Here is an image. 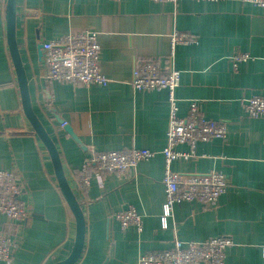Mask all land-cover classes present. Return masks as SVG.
Returning <instances> with one entry per match:
<instances>
[{"label":"crops","instance_id":"obj_1","mask_svg":"<svg viewBox=\"0 0 264 264\" xmlns=\"http://www.w3.org/2000/svg\"><path fill=\"white\" fill-rule=\"evenodd\" d=\"M6 0H0V170L20 180L18 199L30 218L14 224L0 214V230L17 241L9 264H55L70 253L75 221L55 180L50 157L27 121L8 52ZM97 32L106 86L48 82L42 43ZM188 36L175 44L173 35ZM15 39L34 114L54 143L64 175L83 212L85 240L76 264H136L139 256L169 249L173 241L227 237L225 264H264V118H250L243 101L264 95V8L241 0H16ZM246 55L233 68V57ZM180 71L178 116L196 102L207 120L227 125L225 139L199 142L196 156L172 162L181 175L217 171L228 182L214 208L198 202L173 207L162 227L164 161L169 104L164 90L136 92L139 63ZM69 126L75 142L60 125ZM133 148L155 152L135 172L79 175L91 154ZM177 151L187 152V145ZM134 208L142 230H123L113 214ZM0 264H5L0 262Z\"/></svg>","mask_w":264,"mask_h":264},{"label":"built area","instance_id":"obj_2","mask_svg":"<svg viewBox=\"0 0 264 264\" xmlns=\"http://www.w3.org/2000/svg\"><path fill=\"white\" fill-rule=\"evenodd\" d=\"M120 1V0H117ZM155 3L176 4L179 0H149ZM217 2L221 0H194ZM264 8V0H241ZM188 36L173 35L175 44H187ZM100 46L97 32L84 30L69 33L62 38L42 43L43 63L48 82L66 85L106 86L109 79L100 71ZM247 59L246 55L233 57V68L238 62ZM180 71L170 69L163 72L155 61L139 63L132 71L130 85L136 92L164 90L169 104L166 145L161 151L164 161L163 185L165 202L161 215L162 227L171 216L173 207L183 202H198L208 208H214L217 200L227 188L226 177L217 171L181 175L171 170V164L178 159L188 160L196 156L195 147L199 142L213 139L223 140L228 134L227 125L205 119L199 114L196 102L189 104L188 114L178 116L175 90L179 86ZM244 112L250 118H264V95H253L243 101ZM65 126V123L60 125ZM178 145H187V152L176 150ZM155 152L133 148L125 151H109L91 154L81 167L79 175L81 188L90 185L94 176L109 174L123 176L135 172L140 162L148 161ZM18 176L9 171L0 170V214L10 223L26 224L31 214L27 205L18 199L20 193ZM113 218L125 230L133 227L142 230V217L134 208L117 212ZM227 237H213L204 241H173L169 249L149 252L139 256L136 264H225L226 250L232 246ZM17 248V241L4 230H0V262L9 264Z\"/></svg>","mask_w":264,"mask_h":264},{"label":"water","instance_id":"obj_3","mask_svg":"<svg viewBox=\"0 0 264 264\" xmlns=\"http://www.w3.org/2000/svg\"><path fill=\"white\" fill-rule=\"evenodd\" d=\"M5 23L8 52L17 79L24 115L50 157L58 188L75 221V238L72 249L64 260L55 264H76L81 256L84 246L86 232L84 216L64 175L57 149L32 110L27 77L15 39L16 0H6ZM64 127V130L71 136V138L79 144V140L73 133L72 129L69 126Z\"/></svg>","mask_w":264,"mask_h":264}]
</instances>
